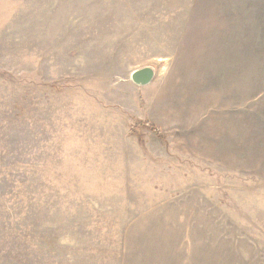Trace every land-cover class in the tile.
I'll return each mask as SVG.
<instances>
[{
	"label": "rangeland",
	"instance_id": "374dc122",
	"mask_svg": "<svg viewBox=\"0 0 264 264\" xmlns=\"http://www.w3.org/2000/svg\"><path fill=\"white\" fill-rule=\"evenodd\" d=\"M0 264H264V0H0Z\"/></svg>",
	"mask_w": 264,
	"mask_h": 264
},
{
	"label": "water",
	"instance_id": "95a60500",
	"mask_svg": "<svg viewBox=\"0 0 264 264\" xmlns=\"http://www.w3.org/2000/svg\"><path fill=\"white\" fill-rule=\"evenodd\" d=\"M154 76V71L151 67H143L137 70H134L131 75L130 79L137 85L143 86L147 85L151 82Z\"/></svg>",
	"mask_w": 264,
	"mask_h": 264
},
{
	"label": "trees",
	"instance_id": "16d2710c",
	"mask_svg": "<svg viewBox=\"0 0 264 264\" xmlns=\"http://www.w3.org/2000/svg\"><path fill=\"white\" fill-rule=\"evenodd\" d=\"M144 125L148 126V128L151 129L154 133H158L159 132L158 128H156V127H154L152 125H149L147 123H145Z\"/></svg>",
	"mask_w": 264,
	"mask_h": 264
}]
</instances>
